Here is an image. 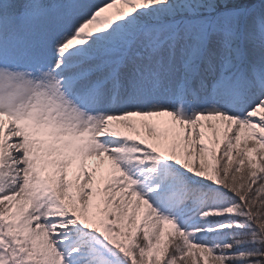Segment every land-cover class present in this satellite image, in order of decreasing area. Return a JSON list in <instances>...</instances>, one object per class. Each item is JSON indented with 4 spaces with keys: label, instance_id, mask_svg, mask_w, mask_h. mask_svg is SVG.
I'll list each match as a JSON object with an SVG mask.
<instances>
[{
    "label": "snow or ice",
    "instance_id": "6c2138e0",
    "mask_svg": "<svg viewBox=\"0 0 264 264\" xmlns=\"http://www.w3.org/2000/svg\"><path fill=\"white\" fill-rule=\"evenodd\" d=\"M0 264H264V0H0Z\"/></svg>",
    "mask_w": 264,
    "mask_h": 264
}]
</instances>
